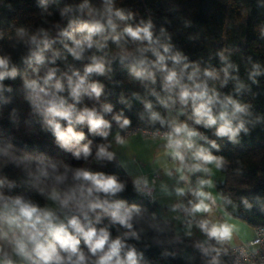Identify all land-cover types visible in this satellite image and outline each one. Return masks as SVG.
Returning <instances> with one entry per match:
<instances>
[{"label": "clouds", "instance_id": "1", "mask_svg": "<svg viewBox=\"0 0 264 264\" xmlns=\"http://www.w3.org/2000/svg\"><path fill=\"white\" fill-rule=\"evenodd\" d=\"M36 6L48 17L55 6L59 19H45L48 27L15 26L7 38L24 49L18 61L0 51V121H10L0 128V264H153L146 256L151 247L190 264H264L256 249L235 248L237 226L218 204L224 198L211 191L213 169L228 163L213 152L221 151L218 140L239 145L264 124V114L242 99L259 86L264 65L248 56L245 79L228 48L216 53L219 67L192 60L166 27L151 15L137 19L117 0H36ZM118 73L124 79H114ZM100 77L139 90L121 91L117 102L124 107L117 110ZM125 110L150 126L162 149L149 161L151 173L132 175L119 163L147 205L121 197L128 180L89 166L117 163L116 148L134 135ZM37 124L83 164L19 147L21 125L32 132ZM241 202L252 209L247 197ZM144 237L151 244L140 247ZM189 248L195 255H186Z\"/></svg>", "mask_w": 264, "mask_h": 264}, {"label": "trees", "instance_id": "2", "mask_svg": "<svg viewBox=\"0 0 264 264\" xmlns=\"http://www.w3.org/2000/svg\"><path fill=\"white\" fill-rule=\"evenodd\" d=\"M63 2L66 0H61V3ZM117 4L135 12L137 19L151 15L157 27H166L172 34L173 43L192 60H200L201 63L210 61L214 66L219 67L216 53L228 48L232 52L231 59L240 65V75L245 79V61L248 56L264 65V39L259 36V29L264 25V0H117ZM50 10L54 15L48 17L36 6V0H0V30L5 31V39L0 40V51L10 52L13 59L18 61L24 49L14 40H9L8 35L14 32L15 26L19 25L33 29L37 26H50L44 23L45 19L49 22L59 19L55 6ZM185 20H190L192 26L185 27ZM189 37L194 39L190 40ZM69 59L71 60L70 57ZM99 79L107 85L105 99L115 104L117 110L124 107L117 102L121 91L130 95L131 91L139 90L138 86L128 84L126 80L123 85L114 86L103 77ZM114 79H124V74L118 73ZM259 80V86L253 85L252 93H246L242 99L250 103L255 112L264 114V77H260ZM16 83L18 84L19 81ZM133 107L135 111L140 106L134 102ZM125 114L132 117L133 128L142 127L151 130L150 126L138 121L133 112L125 110ZM9 127V120L0 121V128ZM84 131L94 143L100 142L99 137H92L87 134L86 129ZM207 134L211 137V132ZM15 136V142L21 148L44 151L74 166L83 164L82 161L74 160L70 153L60 150L55 145L54 137L50 133L42 132L38 124L32 132L21 125ZM218 143L221 145V151L213 150L214 154L223 155L228 162L220 171L222 182L216 185L217 192L224 198L221 202L222 208L254 229L264 227V210H262L264 209V124L253 129L250 136L244 137L239 145H233L226 140H218ZM89 166L119 174L122 179L129 181L127 190L121 194V197L129 202L148 204L146 199L134 193L130 177L119 166L118 159L117 163H110L103 169L92 164L91 161ZM257 195L260 196L259 200L256 199ZM242 196L248 198L253 205L252 209L245 208L241 202ZM33 198L41 204L44 202L41 197L34 194ZM144 244H151L150 238H142L139 246L143 247ZM175 247L171 246L170 250ZM186 255L191 257L195 254L189 248ZM146 256L153 261V264H190L186 259H164L160 256V250L155 247H151L146 252Z\"/></svg>", "mask_w": 264, "mask_h": 264}, {"label": "rangeland", "instance_id": "3", "mask_svg": "<svg viewBox=\"0 0 264 264\" xmlns=\"http://www.w3.org/2000/svg\"><path fill=\"white\" fill-rule=\"evenodd\" d=\"M159 145H160V141L158 139L154 140L152 138L135 134L131 136L129 144L125 148L123 149L116 148L117 159L119 163H124L127 166L128 173H131L132 175L138 174L140 172L151 173L152 165L149 163V161L154 160L157 157L158 153L162 152V149H160ZM132 161H136V163H133ZM213 171H214V176L212 178L215 187L211 189V191L213 192L214 195H217L218 197H222L221 194H219L216 189V185L222 182V176L220 174V171L217 172L215 169H213ZM221 202L222 199H218L219 205H221ZM220 213L221 211L220 209H218L217 215L222 214ZM231 219L237 220L238 218L233 217L231 215ZM198 236L199 234L197 233V237Z\"/></svg>", "mask_w": 264, "mask_h": 264}, {"label": "built area", "instance_id": "4", "mask_svg": "<svg viewBox=\"0 0 264 264\" xmlns=\"http://www.w3.org/2000/svg\"><path fill=\"white\" fill-rule=\"evenodd\" d=\"M130 131H132L134 135L139 134L144 137L152 138V131L142 127H134ZM235 248H246L249 251L254 248L258 251L260 257H264V227H258L254 229V237L249 241L238 243L235 245ZM235 255L238 256L239 252L237 251Z\"/></svg>", "mask_w": 264, "mask_h": 264}, {"label": "crops", "instance_id": "5", "mask_svg": "<svg viewBox=\"0 0 264 264\" xmlns=\"http://www.w3.org/2000/svg\"><path fill=\"white\" fill-rule=\"evenodd\" d=\"M219 214V212H218ZM221 214V213H220ZM234 217V216H233ZM237 218V217H236ZM231 223L235 224L238 229V234L234 239V246L240 242L249 241L254 237V227L243 222L241 219H230ZM241 220V221H239Z\"/></svg>", "mask_w": 264, "mask_h": 264}]
</instances>
